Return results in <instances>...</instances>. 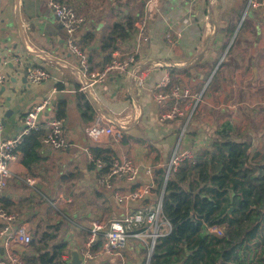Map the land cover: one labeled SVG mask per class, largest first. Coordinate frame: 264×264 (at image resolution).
I'll return each instance as SVG.
<instances>
[{"label":"crops","instance_id":"crops-1","mask_svg":"<svg viewBox=\"0 0 264 264\" xmlns=\"http://www.w3.org/2000/svg\"><path fill=\"white\" fill-rule=\"evenodd\" d=\"M65 1L83 18L75 38L92 70H100L113 53L134 54L137 62L126 74H111L81 91L84 77L78 61L46 0H0V71L5 77L0 140L18 135L28 110L49 98L48 119L65 102L61 121L68 144L60 150L43 145L42 130L40 145L32 151L38 159L19 148L10 163L12 177L0 193V204L14 215L15 226L26 227L32 243L13 241L6 249L0 242V264H29L40 249L55 253L53 264H72L73 252L81 261L93 221L107 224L156 205L174 152L190 154V162L212 150L215 137H229L247 143L260 154L256 161L264 164V5L248 7L244 0ZM140 20L148 29L147 42L137 38ZM115 24L119 27L110 35ZM16 57L21 63L10 61ZM30 66L42 67L48 78L28 83L25 71ZM166 74L169 88L177 85L191 95L183 104L185 118L164 120L167 103L158 104L151 96ZM97 113L115 130L101 144L84 134ZM8 117L15 123L6 131L3 121ZM33 142L32 137L23 146L30 152ZM122 156L138 167L136 179H117L112 189L100 185L112 159ZM139 187L150 189L142 200L120 203L114 197L117 190ZM153 231L129 237L125 250L114 256L102 252V234L87 264H146ZM164 231L168 228L160 222L158 232Z\"/></svg>","mask_w":264,"mask_h":264},{"label":"trees","instance_id":"trees-1","mask_svg":"<svg viewBox=\"0 0 264 264\" xmlns=\"http://www.w3.org/2000/svg\"><path fill=\"white\" fill-rule=\"evenodd\" d=\"M64 108L60 101L55 118L64 117ZM41 135L33 131L24 138L19 148L26 156L38 159L32 151ZM32 137L29 152L23 144ZM259 156L245 142L215 137L212 150L171 170L160 215L169 230L156 238L148 264H264V164L256 161ZM212 225L222 234L209 232ZM39 252L29 264H53L55 253Z\"/></svg>","mask_w":264,"mask_h":264},{"label":"built area","instance_id":"built-area-1","mask_svg":"<svg viewBox=\"0 0 264 264\" xmlns=\"http://www.w3.org/2000/svg\"><path fill=\"white\" fill-rule=\"evenodd\" d=\"M244 1L248 7L264 5V1ZM46 4L53 10L64 30L67 48L71 54L79 59V71L86 81V85L81 82L79 90L82 91L86 87H90L96 83H103L111 74H126L136 64L137 59L134 54L113 53L110 60L100 70H92L87 55L80 49L75 38V33L82 25L83 18L65 0H46ZM136 31L140 42H147L149 40L147 26L143 20L138 22ZM167 39H170L169 35H167ZM11 61L18 63L21 60L16 57L11 59ZM25 77L28 83L36 85L46 80L48 73L40 66H30L26 68ZM4 81L5 77L0 71V86L4 84ZM151 96L158 104L167 103L168 107L162 113L164 120L171 121L185 118L186 113L183 104L186 103L187 99L191 98V95L187 90L181 89L177 85L169 88L168 74L151 90ZM195 99L196 101L199 100V98ZM169 101L171 102L168 103ZM49 104L50 99L44 98L41 102L33 105L25 116L24 125L20 133L13 138L0 140V193L7 187L8 181L12 177L10 163L16 159L19 146L30 132L45 131L41 142L52 149L60 150L68 146L61 119H48L44 116ZM84 134L92 143L101 144L106 138L114 136L115 130L104 115L97 113L85 125ZM191 157L187 153L180 154L174 152L165 172V181L171 170L175 171L184 160L191 159ZM97 163L99 166L104 165L99 159ZM138 172V167L128 157L114 158L107 172L99 178L98 183L105 188L112 189L115 180L123 179L131 183L136 179ZM147 173L151 174V171L147 169ZM27 181L31 183L30 179H27ZM149 193L150 189L148 187H139L124 193L117 190L114 197L120 203H130L146 198ZM162 207L163 193L154 207H145L133 213H126L120 218L110 220L107 224L93 221L91 223L89 239L85 250L82 252L81 264H87L92 259L91 247L100 238V235L103 234L101 236L103 239L101 243L102 252L107 256H114L125 250L129 237L141 238L144 231L148 228L154 229L150 235L151 243L148 252V258L151 257L155 240L162 234L158 232ZM14 220V215L9 213L0 204V221L2 223L0 227V242L6 249L9 248L13 241L22 246H29L32 243V236L26 227L23 225L15 226ZM161 223L165 224L169 230L168 222ZM208 231L216 235L222 234L221 228L216 225L209 226Z\"/></svg>","mask_w":264,"mask_h":264},{"label":"rangeland","instance_id":"rangeland-1","mask_svg":"<svg viewBox=\"0 0 264 264\" xmlns=\"http://www.w3.org/2000/svg\"><path fill=\"white\" fill-rule=\"evenodd\" d=\"M191 1H198V0H191ZM181 6L182 7H184V8H187L188 7V4H186V3H182L181 2ZM185 11H187L186 9H185ZM0 19H1V16H0ZM2 22H1V20H0V31H1V27H2ZM63 30V29H62ZM63 33H64V30H63ZM147 33H148V29H147ZM76 60L78 61V64H79V59L76 57ZM19 63H21V61L20 62H18V64ZM108 80V77L106 78V81ZM28 82V81H27ZM147 97H149L150 98V100H151V103H153V100L151 99V96H150V93L148 92L147 93ZM155 104V103H154ZM14 118V117H13ZM13 118H10V117H8L7 119H6V121H3V124H5L4 126H5V130L6 131H8L9 130V125H11V123L13 124V123H15V120L13 119ZM55 150V149H54ZM182 164V163H181ZM221 228V227H220ZM221 230H223L222 228H221Z\"/></svg>","mask_w":264,"mask_h":264},{"label":"water","instance_id":"water-1","mask_svg":"<svg viewBox=\"0 0 264 264\" xmlns=\"http://www.w3.org/2000/svg\"><path fill=\"white\" fill-rule=\"evenodd\" d=\"M11 61V60H10ZM12 63L13 64H16V63H14L13 61H12ZM137 68V66H135L134 68H133V70H131V74L133 73V71L135 70ZM80 72V71H79ZM82 83L84 84V85H86V81H85V79H83V81H82ZM102 114H104L106 117H108V115H107V113H103V112H101ZM121 129L123 130V128L121 127ZM163 193H164V190H163ZM231 208L228 210V213H230L231 212ZM149 259H150V257L147 259V261H146V264H148L149 263ZM72 264H81V261H80V259H79V257H78V254L76 253V252H73L72 253Z\"/></svg>","mask_w":264,"mask_h":264}]
</instances>
